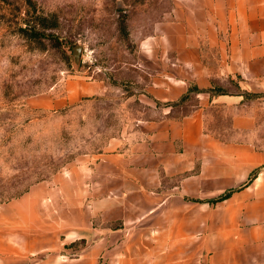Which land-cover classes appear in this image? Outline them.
<instances>
[{"label": "crops", "instance_id": "crops-1", "mask_svg": "<svg viewBox=\"0 0 264 264\" xmlns=\"http://www.w3.org/2000/svg\"><path fill=\"white\" fill-rule=\"evenodd\" d=\"M161 27L167 69L142 96L169 105L195 88L191 112L140 121L0 204V264H264V148L245 99L264 93V0H182ZM104 92L70 79L27 106L64 111Z\"/></svg>", "mask_w": 264, "mask_h": 264}, {"label": "rangeland", "instance_id": "rangeland-1", "mask_svg": "<svg viewBox=\"0 0 264 264\" xmlns=\"http://www.w3.org/2000/svg\"><path fill=\"white\" fill-rule=\"evenodd\" d=\"M181 1L0 0V204L92 159L140 121L163 110L173 117L191 112L192 100L168 109L142 96L152 76L167 69L161 24ZM76 78L102 82L104 94L58 112L27 106ZM263 96L245 95L257 121L251 139L260 148ZM83 247L74 244L65 255Z\"/></svg>", "mask_w": 264, "mask_h": 264}, {"label": "trees", "instance_id": "trees-1", "mask_svg": "<svg viewBox=\"0 0 264 264\" xmlns=\"http://www.w3.org/2000/svg\"><path fill=\"white\" fill-rule=\"evenodd\" d=\"M193 93H198V90L197 89H195V88H191V89H189V92H188V94L185 96V97H183L182 98V100L180 101V102H178V103H175V104H167V105H162L163 107H171V108H175V107H177V106H181L182 104H184V103H186V102H188V101H190L191 100V94H193ZM157 106H160V104H156ZM229 194L228 193H226L225 195H223L220 199H222V198H226L227 196H228Z\"/></svg>", "mask_w": 264, "mask_h": 264}, {"label": "water", "instance_id": "water-1", "mask_svg": "<svg viewBox=\"0 0 264 264\" xmlns=\"http://www.w3.org/2000/svg\"><path fill=\"white\" fill-rule=\"evenodd\" d=\"M78 52H79V49H78V48H76V49H75V54L77 55V54H78Z\"/></svg>", "mask_w": 264, "mask_h": 264}]
</instances>
